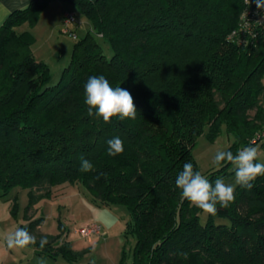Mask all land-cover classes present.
<instances>
[{
    "label": "trees",
    "instance_id": "16d2710c",
    "mask_svg": "<svg viewBox=\"0 0 264 264\" xmlns=\"http://www.w3.org/2000/svg\"><path fill=\"white\" fill-rule=\"evenodd\" d=\"M50 1L32 0L0 26L3 194L28 189L30 210L55 186L81 183L95 201L125 206L135 244L120 264H264V176L251 190L237 185L234 203L205 221L175 184L185 163L200 171V136L214 141L225 127L233 154L264 141H254L264 131V9L256 0H61L77 6L112 54L91 31H76L71 61L51 84L34 35L20 30ZM93 75L131 93L135 120L88 116L84 84ZM117 136L124 151L109 156ZM81 156L94 171L80 172ZM234 173L225 164L205 176L214 184ZM61 234L42 252L75 264L71 243H55Z\"/></svg>",
    "mask_w": 264,
    "mask_h": 264
},
{
    "label": "rangeland",
    "instance_id": "374dc122",
    "mask_svg": "<svg viewBox=\"0 0 264 264\" xmlns=\"http://www.w3.org/2000/svg\"><path fill=\"white\" fill-rule=\"evenodd\" d=\"M61 3L75 12L76 23L80 26L77 34L82 35L86 33V30L91 31V34L103 46L105 54L108 56L112 54L108 43L91 29L89 19L78 10L75 4L52 0L43 8L34 25L27 24L23 28L34 35L33 54L41 60L45 59L43 61L51 67V84L57 83L63 69L69 65L76 40L73 35L62 31L63 23L55 25L53 22V18L60 11ZM75 24L71 25V28ZM253 113L254 111H251V114ZM230 143L231 138L228 137L225 127L214 141L206 136L198 138L193 148V155L203 175L216 168L211 162L215 151L226 150ZM262 144L260 142L255 146L260 152L259 160L264 162V145ZM224 181L234 184L235 173ZM91 196L81 183L67 182L58 185L51 198L40 199L28 210V189L20 187L3 194L0 188V264H37V259L41 257L46 259L47 264H69L64 255L45 253L38 247L32 246L27 250L8 249L4 236L18 226H27L28 231L37 240L42 237L48 239L50 235L56 236L62 231L61 240L55 243L59 244L66 240L65 237L70 239L71 244L76 246L73 249L78 251L75 264H120L124 252L128 259H132L135 237L128 232L130 214L127 208L123 205L101 204ZM206 216V213L202 214L203 221ZM32 220L37 221L36 225H31ZM88 222L99 223L102 226L101 233H95L91 237L82 236L77 230ZM67 232L68 235L65 236Z\"/></svg>",
    "mask_w": 264,
    "mask_h": 264
},
{
    "label": "clouds",
    "instance_id": "9594fccd",
    "mask_svg": "<svg viewBox=\"0 0 264 264\" xmlns=\"http://www.w3.org/2000/svg\"><path fill=\"white\" fill-rule=\"evenodd\" d=\"M258 9H264V0H256ZM6 19V15L0 17V23ZM84 103L87 105V114L92 117L102 118L104 123H111L112 118L135 120L137 109L131 93L120 86L113 87L104 75L88 77L84 84ZM109 156H117L123 153V141L117 136L107 141ZM260 152L256 146H246L238 149L236 154L230 150L217 149L212 157V164L220 168L225 164H231L235 172L234 184L225 183L222 178L214 182L195 170L192 163H185L183 170L178 173L175 184L180 190L182 200L203 213L215 216L218 212L217 205L227 209L234 203L236 186L247 190L253 188V182L257 177L264 176V162H257ZM80 172L94 171L93 164L80 157ZM105 175L100 173L99 179ZM6 247L10 250H27L37 244L36 237L30 233L27 226L16 227L4 236ZM48 244L46 237L39 240V250H43ZM37 264H47L43 257L37 259Z\"/></svg>",
    "mask_w": 264,
    "mask_h": 264
},
{
    "label": "crops",
    "instance_id": "0c3cea01",
    "mask_svg": "<svg viewBox=\"0 0 264 264\" xmlns=\"http://www.w3.org/2000/svg\"><path fill=\"white\" fill-rule=\"evenodd\" d=\"M32 0H0V17H2V16H4V15H6V18H7V16L12 12V11H14V10H16V9H18V8H24V7H26L30 2H31ZM54 2H59V1H54ZM60 8V11H59V13L53 18V22H54V24L55 25H58V24H60L61 25V23H62V21H63V15H64V12L66 11V10H69L67 7H65L64 6V3L62 4L61 3V7H59ZM5 20V19H4ZM4 20H3V22H4ZM2 22V23H3ZM2 23H0V26H1V24ZM25 25H27V23H25V24H23L21 27H20V30H23V28H24V26ZM80 26H79V24H75V26H73V28H75L76 30H75V32L77 31V33L79 32V28ZM74 30V29H73ZM34 56H35V54H34ZM36 57V56H35ZM37 58V57H36ZM38 60H41V59H39V58H37ZM42 60H45V59H42ZM58 187V185L57 186H55L54 188H53V194L52 195H54L55 194V189ZM40 225V224H39ZM39 225H37V226H39ZM68 235V232H67V234L65 235V236H67ZM65 239L66 240H70V239H67L66 237H65ZM58 240H61V238H59ZM70 243H72L71 241H69ZM72 245V247L73 248H76V246L74 245V244H71Z\"/></svg>",
    "mask_w": 264,
    "mask_h": 264
},
{
    "label": "built area",
    "instance_id": "2783aa9c",
    "mask_svg": "<svg viewBox=\"0 0 264 264\" xmlns=\"http://www.w3.org/2000/svg\"><path fill=\"white\" fill-rule=\"evenodd\" d=\"M63 25H62V31L65 33H69L73 35V37H76L77 34L73 29L71 28V25L76 23V17L75 12L71 10H66L64 12V18H63ZM264 140V131L261 133H258L257 137L254 139L256 140ZM79 233L84 237H91L95 233H101L102 226L97 222H88L85 225H83L79 230Z\"/></svg>",
    "mask_w": 264,
    "mask_h": 264
}]
</instances>
